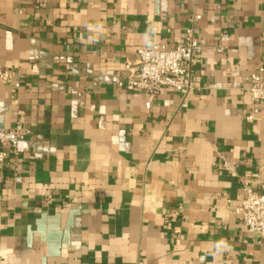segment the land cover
<instances>
[{
  "label": "crops",
  "instance_id": "obj_1",
  "mask_svg": "<svg viewBox=\"0 0 264 264\" xmlns=\"http://www.w3.org/2000/svg\"><path fill=\"white\" fill-rule=\"evenodd\" d=\"M194 15L186 108L110 82ZM0 66L19 75L0 130L28 133L0 166V264H264L234 213L264 186V121L245 119L264 0H0Z\"/></svg>",
  "mask_w": 264,
  "mask_h": 264
},
{
  "label": "built area",
  "instance_id": "obj_2",
  "mask_svg": "<svg viewBox=\"0 0 264 264\" xmlns=\"http://www.w3.org/2000/svg\"><path fill=\"white\" fill-rule=\"evenodd\" d=\"M199 15L189 19L181 38L170 44H156L148 41L137 50V64L125 65L129 72L126 80L119 75L110 82L129 92H144L148 97L147 106L163 89H172L181 95V107H187L189 97L199 88L192 79L195 53L198 48L196 23ZM19 75L0 66V85H18ZM248 92L251 109L246 121H264V68L260 67L248 78ZM27 131L17 125L8 130H0V166H4L8 157L5 147L16 152L26 139ZM222 168L229 173L235 172V163L222 159ZM234 213L245 227L247 233L257 237L264 247V186L259 191L248 185L243 187V198L234 208Z\"/></svg>",
  "mask_w": 264,
  "mask_h": 264
}]
</instances>
